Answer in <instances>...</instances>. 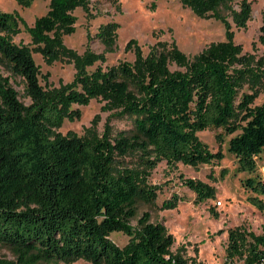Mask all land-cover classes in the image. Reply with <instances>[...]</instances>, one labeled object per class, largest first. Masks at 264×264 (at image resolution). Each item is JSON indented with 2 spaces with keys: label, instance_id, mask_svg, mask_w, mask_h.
Wrapping results in <instances>:
<instances>
[{
  "label": "trees",
  "instance_id": "obj_1",
  "mask_svg": "<svg viewBox=\"0 0 264 264\" xmlns=\"http://www.w3.org/2000/svg\"><path fill=\"white\" fill-rule=\"evenodd\" d=\"M15 1L28 7L34 0ZM118 1L112 0L117 10ZM180 2L199 17L222 22L225 39L189 57L175 41H157L144 54L131 38L125 50L133 52L134 60L110 66L103 64L105 54L117 48V22L98 27L95 37L104 46L102 53L88 49L78 54L63 42L75 31L74 11L91 14V0H48V10L32 25L0 9V246L13 255L0 257V264H69L79 259L91 264H196L172 250V234L149 211L139 214V205L157 198L159 186L150 184L149 177L160 161L196 167L224 158L197 136L210 127L228 135L240 130L229 139L228 151L239 171L254 174L242 184L253 193L247 201L264 211V175L257 163L264 153V101L254 105L257 86L249 73L255 59L242 53L232 28L247 26L251 0ZM21 26L32 47L13 41ZM260 30L264 44V15ZM33 52L47 64L61 58L72 62V81L54 86L47 73L41 84ZM263 65H257V79L264 77ZM16 77L29 103L12 84ZM245 84L250 92L242 91ZM93 98L110 112L101 134L58 131L64 120L80 119L74 105H87ZM113 117L131 118L133 125L114 132L109 124ZM130 155L138 156L137 166L123 164ZM180 179L197 202L215 197L213 186L182 175ZM179 199L173 195L160 208H175ZM114 231L128 235L123 246L110 238ZM225 253L227 262L264 264V225L260 233L245 225L228 228Z\"/></svg>",
  "mask_w": 264,
  "mask_h": 264
},
{
  "label": "rangeland",
  "instance_id": "obj_2",
  "mask_svg": "<svg viewBox=\"0 0 264 264\" xmlns=\"http://www.w3.org/2000/svg\"><path fill=\"white\" fill-rule=\"evenodd\" d=\"M120 9L117 10L112 0H91V14L77 8L74 14L77 17L74 33L63 38L65 46L78 54L86 50L102 53L104 46L95 37L101 24L115 21L117 29V48L106 53L107 61L103 66H110L121 60L133 61L132 51L125 50V44L131 38L138 41L144 54H147L151 45L157 41H175L181 51L192 57L199 53L211 42L225 39V28L222 22L214 18H202L193 13L180 0H119ZM252 14L245 28L232 25L234 42L242 46V53L251 54L255 63L253 71L249 73V80L257 86V96L254 105L264 101V77L257 79L259 63L264 64V44L259 41L261 25L264 15V0H251ZM0 9L5 12L16 13L28 25L46 13L48 0H34L30 6H20L15 0H0ZM22 31L13 36L15 43L30 44V36L21 26ZM33 58L40 68V83L44 84L43 75L49 74V82L54 86L71 82L75 68L72 62L61 58L52 64H47L42 55L33 52ZM257 63V64H256ZM95 66L89 67V70ZM174 69V66H171ZM264 69V65L262 67ZM7 74V73H6ZM252 74H256L253 76ZM12 84L19 92V97L25 103L30 100L23 95V82L20 78H12ZM242 91L250 92L248 84ZM103 102L91 99L89 104L77 106L81 111L80 119L64 120L58 131L62 134L73 132L78 136L87 137L92 132L101 134L107 122L109 111L101 109ZM98 115L96 123H93ZM113 131L129 129L133 122L128 117H113L110 119ZM90 128L92 131H89ZM225 134L222 128L210 127L197 132L198 138L204 142L212 152L221 151L224 158L213 164H199L198 166L185 165L177 162L168 165L163 160L152 170L149 183L159 186L157 198L152 204L141 203L139 214L149 211L153 221H161L172 234L174 243L172 250L193 258L196 264H243L241 260L227 262L225 247L227 244V229L245 225L260 233L264 225V211L255 208L247 201L253 195L245 190L242 181L249 176L248 172L237 169V161L228 151L229 139L239 133ZM222 137L219 140V136ZM140 161L137 155L124 158L126 166H137ZM258 172L264 175V153L257 158ZM201 180L215 188V197L205 202H197L195 193L185 186L180 176ZM180 197L178 205L172 209H161L162 203L172 198ZM136 224V219L132 220ZM110 238L119 246L128 241V235L121 231H114ZM0 257L13 258L10 250L0 246ZM69 264H91L79 259Z\"/></svg>",
  "mask_w": 264,
  "mask_h": 264
}]
</instances>
